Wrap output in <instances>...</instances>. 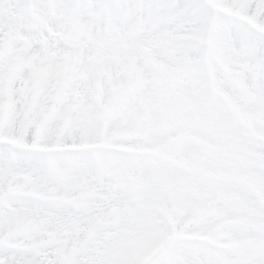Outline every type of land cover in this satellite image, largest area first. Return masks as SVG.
I'll list each match as a JSON object with an SVG mask.
<instances>
[{"label": "clouds", "instance_id": "clouds-1", "mask_svg": "<svg viewBox=\"0 0 264 264\" xmlns=\"http://www.w3.org/2000/svg\"><path fill=\"white\" fill-rule=\"evenodd\" d=\"M49 16L48 23L60 30L54 47L63 45L75 56L89 45L95 49L91 22L85 32L79 23L60 25L54 12ZM131 16L108 17L103 28L97 17V39L120 47V30ZM191 31L155 55L135 51L138 84L129 105L138 109L145 100L152 102L138 118L125 125L122 114L106 117L105 103L93 92L95 116L85 126L84 143L99 147L51 155L32 192L44 215L74 216L81 211L73 196L78 183L87 180L109 194L131 186L136 202L149 206L156 227L171 232L179 224L192 237L179 248L198 252L202 264L216 258L227 264L226 258L264 238V77L249 61L247 39L223 18L214 14ZM119 82L127 87V75ZM116 136L129 151L108 146ZM219 219L230 226L222 240L210 243Z\"/></svg>", "mask_w": 264, "mask_h": 264}, {"label": "snow or ice", "instance_id": "snow-or-ice-1", "mask_svg": "<svg viewBox=\"0 0 264 264\" xmlns=\"http://www.w3.org/2000/svg\"><path fill=\"white\" fill-rule=\"evenodd\" d=\"M52 12L60 25L79 23L85 32L91 22L93 41L97 17L103 28L106 18L131 13L121 37L146 55L189 37L193 25L207 24L215 14L247 39L249 61L264 77V0H0V264H202L198 252L178 247L187 241L182 227H156L131 186L109 194L87 180L78 183L73 196L81 211L74 216H47L37 206L32 190L48 158L89 151L85 126L95 116L94 74L60 78L75 55L53 46L60 30L48 23ZM93 51L89 45L87 55ZM166 240V259L148 261ZM233 261L264 264V238L226 258Z\"/></svg>", "mask_w": 264, "mask_h": 264}, {"label": "rangeland", "instance_id": "rangeland-1", "mask_svg": "<svg viewBox=\"0 0 264 264\" xmlns=\"http://www.w3.org/2000/svg\"><path fill=\"white\" fill-rule=\"evenodd\" d=\"M123 46V44H122ZM122 46L109 47L107 44L97 51V54H92L90 57L87 55V49L79 56H73L65 61L61 70L60 78L65 82H71L73 78L81 75L83 71L88 70L94 74L93 92L95 96L103 103H105L106 117L110 118L113 114H122L126 117L123 124L126 125L127 119L138 118V113L146 112L151 105V100H145L138 109H133L129 105V100L132 92L138 84L136 78V68L134 63V54L132 50L126 51L121 54ZM123 50V49H122ZM134 52V51H133ZM41 74H43L41 72ZM121 74H126L129 80L128 86H123L119 81ZM110 93V99H109ZM119 137H109L108 146L117 148L118 151H129L127 145L115 142ZM99 147V145H89ZM127 182L132 185L133 180L131 177H126ZM209 207L207 212L211 215L213 213L212 201L209 200ZM120 213L117 212L116 215ZM230 226V222L224 219H219L216 223L215 229L208 237V242L213 243L223 239L226 229ZM182 239H192L188 234L182 233ZM163 242H168L169 247L171 241H162L155 248L152 249L149 256L157 251ZM148 256V257H149ZM165 258L166 252L161 254L160 257Z\"/></svg>", "mask_w": 264, "mask_h": 264}, {"label": "trees", "instance_id": "trees-1", "mask_svg": "<svg viewBox=\"0 0 264 264\" xmlns=\"http://www.w3.org/2000/svg\"><path fill=\"white\" fill-rule=\"evenodd\" d=\"M101 43H103L102 40H98V41H97V45H99V44H101Z\"/></svg>", "mask_w": 264, "mask_h": 264}]
</instances>
